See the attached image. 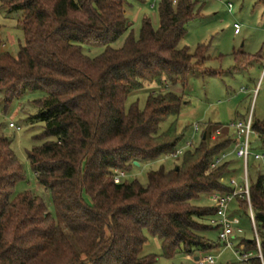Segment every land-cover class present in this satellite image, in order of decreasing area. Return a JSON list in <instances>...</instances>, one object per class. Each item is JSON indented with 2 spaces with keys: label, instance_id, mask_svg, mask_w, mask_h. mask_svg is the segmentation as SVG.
<instances>
[{
  "label": "trees",
  "instance_id": "obj_1",
  "mask_svg": "<svg viewBox=\"0 0 264 264\" xmlns=\"http://www.w3.org/2000/svg\"><path fill=\"white\" fill-rule=\"evenodd\" d=\"M156 1L159 24L143 17L135 37L129 0H0L8 14H21L24 37L17 56L0 47V101L7 108L28 92L45 93L28 118L44 123L36 137L43 142L27 157L58 215L56 221L31 191L14 194L24 170L0 126V264H157V255L143 254L146 232L161 241L166 258L219 245L205 236L219 228L210 223L216 209L192 201L235 189L237 157L212 164L238 139L230 126L206 122L197 145L191 139L192 146H181L186 128L179 130L176 118L184 96L169 88H185L194 70L218 74L204 67L205 45L180 46L205 3ZM257 2L264 8V0ZM85 48L103 51L91 55ZM148 84L159 90L143 108L135 102L126 111L127 98ZM252 127L264 143V124L252 119ZM179 148L182 154L171 156ZM163 156L176 165L151 170L147 185L114 181L116 170L127 174L135 161L141 166ZM249 190L263 255V262H251L264 264V173L249 181ZM235 201L249 209L246 199ZM243 243L247 252L258 248L256 241Z\"/></svg>",
  "mask_w": 264,
  "mask_h": 264
},
{
  "label": "rangeland",
  "instance_id": "obj_2",
  "mask_svg": "<svg viewBox=\"0 0 264 264\" xmlns=\"http://www.w3.org/2000/svg\"><path fill=\"white\" fill-rule=\"evenodd\" d=\"M129 2L131 7L127 14L133 23L132 30L135 37L139 35L143 17H150L155 26L159 24V1L129 0ZM201 2L205 3L201 15L186 25L187 34L180 46H188L191 51H195L199 45H205L209 59L204 67L215 70L218 74L194 70L185 88L182 85L169 87L184 96L185 102L176 118L179 130L186 128L181 146L191 139L197 145L200 131L203 129L202 125L206 122L229 127L233 121L247 120L251 115L254 121L264 124V80L257 89L264 65V8L262 4L257 0H200L198 6ZM229 3L233 5L232 11L228 8ZM152 4L155 6L151 7ZM20 18V13L8 14L4 8H0V47L14 56L18 55L20 44L24 39L19 25ZM235 23L240 25L239 33H235ZM127 35L122 36L112 46L120 47ZM85 51L91 55H97L103 51V48H85ZM243 52L244 56L241 55ZM258 54L260 58L250 60V55ZM158 90L155 84H148L142 90L131 94L125 102L126 111L135 102L143 108L149 93ZM44 95L45 93L41 91L28 92L22 98L14 100L7 108L0 101V126L2 133L10 140L11 148L24 170V179L18 181L14 194L31 191L41 196L52 217L58 221L51 193L38 182L27 157V152L33 146L43 142L36 137L43 132L44 123L28 118L38 112L34 101ZM173 120L174 118H169L162 122L160 129L162 131L167 129ZM10 122L17 127L20 126V129L10 127ZM195 125H198V131L194 130ZM228 131L234 133L232 127ZM219 134L220 132L215 131L213 135L216 138ZM252 140L254 141L253 151L264 153V143L259 140L258 136L253 135ZM233 157L236 159L235 156ZM237 160V172L230 181V184L234 186L242 185L245 177L244 162L242 159ZM176 163L177 159L163 156L155 161L133 167L127 172L125 178L147 185L148 173L151 170H156L161 166L169 170L174 168ZM248 171L250 183L256 182L260 173H264V161H254L251 157ZM192 202L200 206L212 205L208 195H203ZM236 204V201L233 202L228 212V220L234 228L241 229V232L232 239L231 246L220 242L218 231L212 230L206 232L205 236L218 243L217 247L192 255L178 253L173 258H166L163 256L161 241L146 232L148 240L144 245L143 254L157 255V264H206L202 260L208 255L214 258L215 264H249L241 254L247 252L244 250L243 240L256 241L254 226L250 210L239 208ZM214 220L216 218L212 217L210 223ZM247 253H251L249 257L251 259L259 257L258 248Z\"/></svg>",
  "mask_w": 264,
  "mask_h": 264
},
{
  "label": "built area",
  "instance_id": "obj_3",
  "mask_svg": "<svg viewBox=\"0 0 264 264\" xmlns=\"http://www.w3.org/2000/svg\"><path fill=\"white\" fill-rule=\"evenodd\" d=\"M156 1V0H155ZM174 3L177 2V0H172ZM151 7H154V4L151 5ZM228 8L230 11L233 9V5L229 3ZM235 33L240 32V25L238 23L234 24ZM264 80V67L262 70V75L260 77V80L257 85L258 87L262 84ZM256 89V90H257ZM252 117L251 115L248 117L247 120H237L233 121L230 124V127L234 130V135L238 139V143L235 148L236 156L243 160L244 162V171H245V177H244V183L242 185L235 186V189L231 193H222V192H215L211 195V201H212V207L216 209V220L213 221L214 224L218 225V238L219 240L224 243L225 245L231 246L232 245V239L241 232V229L234 228L231 223L228 220V212L230 209V206L233 202H235L236 198H244L248 202V207L250 210L254 231H255V240L259 249V257L261 258L263 262V255L261 251V242L260 237L258 233L257 224L255 222L254 213L252 209L251 204V197H250V190H249V161L251 157L255 160H262L264 161V153H258L254 152L252 149L253 140L252 136L257 135V133L254 131L252 127ZM10 127H17L13 122L9 123ZM18 128V127H17ZM195 131H198V125H195ZM193 142L189 140L186 143V147L192 146ZM184 148H179L174 154L171 156L177 157L182 154ZM228 153H223L220 155V157H217L215 162L212 164V166H216L220 164L223 160H225L228 157ZM126 174L123 171H115L114 175V181L116 183H120L124 178ZM243 258H245L246 262L249 264H252L251 253H243L241 254ZM203 263L206 264H215V260L211 255H208L202 260Z\"/></svg>",
  "mask_w": 264,
  "mask_h": 264
},
{
  "label": "crops",
  "instance_id": "obj_4",
  "mask_svg": "<svg viewBox=\"0 0 264 264\" xmlns=\"http://www.w3.org/2000/svg\"><path fill=\"white\" fill-rule=\"evenodd\" d=\"M263 67H264V65H263ZM235 148H236V147H235ZM235 148H234L232 151L228 152V154H229V155H228V157H227V158H229V157L231 158V157H232V155H233V156H235V157H237V156H236V153H235ZM237 159L241 160V159H240V158H238V157H237ZM253 160H254V161H258V160H255V159H253ZM208 198H209V199H210V201H211V198H210V196H209ZM211 203H212V201H211ZM232 205H233V203L231 204V206H232ZM236 205H237V204H236ZM231 206H230V208H231ZM229 210H230V209H229ZM217 231H218V230H217ZM196 259H197V258H196Z\"/></svg>",
  "mask_w": 264,
  "mask_h": 264
},
{
  "label": "water",
  "instance_id": "obj_5",
  "mask_svg": "<svg viewBox=\"0 0 264 264\" xmlns=\"http://www.w3.org/2000/svg\"><path fill=\"white\" fill-rule=\"evenodd\" d=\"M135 164H136V165H138V166L140 165V163H139V162H137V161H135ZM196 258L198 259V257H196Z\"/></svg>",
  "mask_w": 264,
  "mask_h": 264
}]
</instances>
